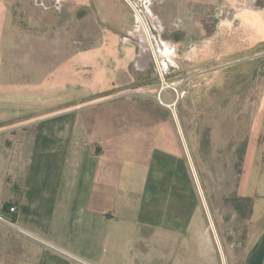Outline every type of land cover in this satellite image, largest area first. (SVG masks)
<instances>
[{"label": "crops", "instance_id": "1", "mask_svg": "<svg viewBox=\"0 0 264 264\" xmlns=\"http://www.w3.org/2000/svg\"><path fill=\"white\" fill-rule=\"evenodd\" d=\"M183 1L189 23L199 21L195 0H158L155 15L172 21L171 5ZM4 83L0 77V264H264V152L262 177L248 193L243 153L234 198L249 199L250 213L233 208L240 250L226 251L227 222L199 218L168 105L131 111L114 100L43 114L52 102ZM262 118L261 100L252 148L264 144Z\"/></svg>", "mask_w": 264, "mask_h": 264}, {"label": "rangeland", "instance_id": "2", "mask_svg": "<svg viewBox=\"0 0 264 264\" xmlns=\"http://www.w3.org/2000/svg\"><path fill=\"white\" fill-rule=\"evenodd\" d=\"M210 1H194L193 24L190 3L172 4L171 27L155 15L158 0H0V77L52 102L43 114L114 100L131 111L168 105L199 218L227 222L224 250L239 253L230 220L243 153L242 191L262 177L264 144H248L264 102V0Z\"/></svg>", "mask_w": 264, "mask_h": 264}, {"label": "trees", "instance_id": "3", "mask_svg": "<svg viewBox=\"0 0 264 264\" xmlns=\"http://www.w3.org/2000/svg\"><path fill=\"white\" fill-rule=\"evenodd\" d=\"M239 162H242V157L239 158ZM233 206L234 209L236 210V212L238 213L239 216L241 217H245L248 216V214L250 213V204L251 201L249 199H246L244 201H240L239 199H233Z\"/></svg>", "mask_w": 264, "mask_h": 264}, {"label": "built area", "instance_id": "4", "mask_svg": "<svg viewBox=\"0 0 264 264\" xmlns=\"http://www.w3.org/2000/svg\"><path fill=\"white\" fill-rule=\"evenodd\" d=\"M9 211L10 212H14L15 211V208H10ZM0 219H1V217H0Z\"/></svg>", "mask_w": 264, "mask_h": 264}]
</instances>
